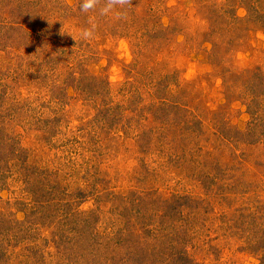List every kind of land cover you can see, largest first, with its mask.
<instances>
[{
  "label": "rangeland",
  "instance_id": "1",
  "mask_svg": "<svg viewBox=\"0 0 264 264\" xmlns=\"http://www.w3.org/2000/svg\"><path fill=\"white\" fill-rule=\"evenodd\" d=\"M30 1L33 45L0 48L21 147L0 150V264H261L264 0H133L123 21L0 5Z\"/></svg>",
  "mask_w": 264,
  "mask_h": 264
},
{
  "label": "trees",
  "instance_id": "2",
  "mask_svg": "<svg viewBox=\"0 0 264 264\" xmlns=\"http://www.w3.org/2000/svg\"><path fill=\"white\" fill-rule=\"evenodd\" d=\"M12 1L20 2V0H11V2ZM27 5H28V9L25 8L24 5L18 4L16 7L10 8L9 11H7L6 9L4 10L6 6L0 5V48H13L14 50L18 52L19 51L22 52L26 50L29 45H33L32 44L33 34L36 31L38 32L39 30L37 29L36 26H34L35 24L30 23V20L34 19V17L31 16L29 13L33 12L35 9H38V6L40 5L37 3H32L31 1L27 3ZM54 39L55 37L53 36L50 37L47 35H41L38 38L40 44L43 46L50 45L52 43L51 41H53ZM159 83L161 84L160 80H158V82H156V80H153L152 84H150L152 85V90H154V87L156 84H158L159 86ZM152 95H153V92H152ZM3 96L5 97V94H3ZM3 96L1 98H3ZM6 118L7 116L4 115L3 112H0L1 123L4 122L5 124H7L5 122ZM2 130H3V127L0 128V150L2 151L3 149H5V147H7V148H10V150H12L10 151L11 153L14 152L16 149L19 150V152H21V147L16 146L17 142L15 141V139H12L11 137L6 136V135L4 136V133H1ZM10 155L11 154L9 153L6 155L0 154V161L5 160V159L11 160V158H9ZM15 224L17 226L18 224H21V223L16 220L14 222V225ZM146 231L148 233L149 230H146ZM4 232L5 231L0 230V233H4ZM10 237L11 236H8L6 240L0 239V248L2 247V250L0 249V262L3 261L2 259L5 258V255H6L4 249L10 246H14V242H12L13 240H11ZM170 259L173 260L174 264H192L190 258L180 253H175V252L172 253L170 255ZM138 261L140 260L138 259ZM261 264H264V251H262Z\"/></svg>",
  "mask_w": 264,
  "mask_h": 264
},
{
  "label": "clouds",
  "instance_id": "3",
  "mask_svg": "<svg viewBox=\"0 0 264 264\" xmlns=\"http://www.w3.org/2000/svg\"><path fill=\"white\" fill-rule=\"evenodd\" d=\"M133 0H82L80 4L81 13L97 12L101 17H111L116 21L127 19L129 9ZM98 25L89 20V26L79 30V37L83 41L95 38ZM75 40L76 37L72 36Z\"/></svg>",
  "mask_w": 264,
  "mask_h": 264
}]
</instances>
